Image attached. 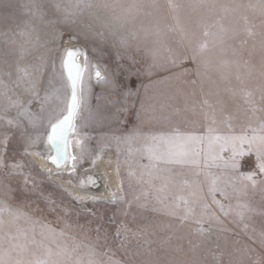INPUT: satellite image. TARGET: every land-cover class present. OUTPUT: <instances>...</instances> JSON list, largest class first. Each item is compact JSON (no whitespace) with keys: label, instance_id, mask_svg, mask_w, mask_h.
Here are the masks:
<instances>
[{"label":"rangeland","instance_id":"1","mask_svg":"<svg viewBox=\"0 0 264 264\" xmlns=\"http://www.w3.org/2000/svg\"><path fill=\"white\" fill-rule=\"evenodd\" d=\"M22 2L7 0L9 7L0 5V32L8 27L5 17L10 13L19 16L22 12ZM36 3L47 13L45 19H59L63 15V12L53 11L56 0H36ZM34 23L41 35L42 46L33 48L25 45L22 49L23 41L18 39L15 45H9L0 38V73H11L3 77L8 87L25 101L30 99L23 85L17 82V67H29L38 62L37 57L43 56L48 66L39 86L40 95L43 96L45 90L61 86L68 91L60 65L63 51L71 42L87 52L89 68L84 73V79L91 82V96L86 108L98 112L103 124L97 127L90 122L79 134H73L74 154H80L77 141H83L92 152L77 163L74 172L71 167L64 174L50 175L43 170L35 157H46L50 150H46L43 142L37 144L33 151L42 155L22 158L23 172L32 177L29 186L24 187L23 178L15 176L3 182L10 184V193L0 186V199L13 207L22 208L35 221L47 223L57 230L64 226L57 221L58 213L49 210L48 201L65 207L71 213L68 223L73 224V228L58 240L70 249L79 246L74 259H79L82 264H88L90 259L97 264H108L109 259H118L123 264H214L209 249L216 254L223 253V264H228L230 259L235 264H250V255L254 257L255 253L264 252L258 237V233L264 231V215L257 212L242 221L235 214L244 204L264 208V185L255 190L249 187L247 196L239 198L229 188L232 194L230 200H222L217 194V199L222 200L226 207L231 206L232 214L225 217L211 205L208 196L210 180L204 171L196 176L194 168H176L163 193L168 198L166 203L179 201L181 197L192 199L191 193L196 191L223 221V225L208 237L196 233L197 225L193 221L180 226L177 219L167 216L154 195H149L146 200H136L142 189L155 191L147 185L138 184L130 175L137 171L136 160L144 164L148 161L140 159L133 151L128 158L132 162V167H129L126 153H118L115 143L107 138L100 139L102 134L117 128V135L128 132L137 122L136 109H132L127 116L119 114V120H127L126 124L109 123L106 118L112 117L118 107L109 102L117 97L96 82L91 68V65H98L102 74L105 66L115 68L114 52H119L126 58H133L137 67L151 73L140 78L146 84L152 82L147 101L150 108L143 114L145 123L141 125L144 131L152 126L148 121L153 116L162 118L163 128L178 126L203 132L213 119L216 122L214 127L221 133L229 128L235 134L258 128L264 124V0H84L81 8L75 11L72 23L55 25L56 38L49 43H44V32H51L52 29H46L38 19ZM84 34L90 38L85 40ZM72 36L76 39H70ZM101 92L105 98L98 100ZM5 103L0 98V107ZM8 115L15 116V110ZM83 115L87 118L88 112L85 110ZM77 126L80 127V121ZM44 130L43 126L39 129L40 132ZM85 135L87 140H84ZM101 145L105 146L101 148ZM126 147L122 145V151ZM101 155H106L107 161L115 165L118 190L108 199L83 198L80 202L78 196L57 179L66 178L75 188L88 186L87 179L81 184L82 173ZM9 162H14L11 154ZM239 163L241 173L253 171L255 157H241ZM2 179L0 176V181ZM184 181L188 184L185 185ZM155 184L160 187L161 181L157 180ZM196 209L198 216L199 204ZM18 223L29 228L30 236L34 227L36 239H42L39 223L27 225L22 220ZM77 224L83 232L75 227ZM100 225L107 231V242L103 239L96 242L97 227ZM219 227H226L229 231L221 232ZM118 229L121 232L119 237L116 236ZM11 231L15 232V226L11 227ZM84 232L87 233V240L84 239ZM44 242L55 249V244L47 240ZM249 249H255V253H250Z\"/></svg>","mask_w":264,"mask_h":264},{"label":"snow or ice","instance_id":"2","mask_svg":"<svg viewBox=\"0 0 264 264\" xmlns=\"http://www.w3.org/2000/svg\"><path fill=\"white\" fill-rule=\"evenodd\" d=\"M84 0H56L53 5V11L63 12L59 19H45L47 13L39 7L36 0H23L20 5L22 12L19 16L16 13H10L5 19L8 21V27L0 32V38L4 43L15 45L17 40L23 41L21 48L25 45H31L33 48L41 45V35L37 31L34 20L38 19L43 23L46 29H52L51 32L45 31L44 43H49L56 37L54 35L55 25L58 23L70 24L73 22L75 11L80 9ZM0 5L9 7L7 0H0ZM90 6V5H88ZM83 38L88 40L89 35L84 34ZM70 39H76L75 36ZM59 46V45H57ZM23 54V53H22ZM115 68L103 69L98 65H91L94 77L97 83L103 88L109 89L116 95V99L110 101L112 106L116 107V113L106 119L109 123L116 121L119 124H126L127 120L120 121L119 114L124 113L127 116L132 109H136V123L133 124L128 132L117 135L119 128L112 132L104 133L100 139L107 138L114 142L117 152L125 154L126 162L132 167L129 157L135 151L140 159H146L147 164L135 161L136 172L130 173L138 184L147 185L148 188L155 189L149 192L148 189H142L135 198L137 201L146 200L149 195H154L156 202L162 206L164 213L179 221L183 226L189 221H193L197 227L196 233L201 237H208L218 226L223 225V221L215 212L211 211L210 205L198 196L196 191L191 193L192 199L181 197L179 201L166 203L168 199L163 195L168 182L173 178L176 168L190 167L196 169V176H199L201 170L209 177L208 196L211 205H214L225 216L232 214L231 206L226 207L222 200L232 199L229 188L232 189L237 198L247 196L249 187L255 190L264 185V124L258 128H249L239 134H235L231 128L225 133H221L214 125L213 119L203 132L192 129H181L178 126L171 128L162 127V118L153 116L148 121L152 126L148 131L141 127L145 121L143 114L150 108L147 104L149 100L148 92L151 81L147 84L141 80V77L151 75V73L137 67L133 58H126L119 52H114ZM83 57V64L81 58ZM37 63L29 67H17L18 84L23 85V90L31 98L24 100L16 95L13 89L9 88L4 80L5 75L11 73H0V98L6 102L0 107V186H3L7 192H11V186L4 181H10L15 176L23 178L24 187H28L32 177L23 172L24 164L22 158L31 155H42L33 151L37 144L43 142L46 150L50 154L48 159L57 168L70 165L72 172L75 171L77 163L82 161L86 155H92L91 150L85 147L83 141H77L80 148V154L72 152V136L79 134L81 129L88 127L90 122L95 123L97 127L102 126L103 120L99 119V113L94 112L89 104L91 96V82L85 81L84 73L89 68V58L87 52L79 47H69L63 51L61 57V69L63 76L66 77V88L63 86L45 90L43 96L40 95V84L47 68V61L43 56L37 57ZM7 63V61H4ZM53 74H55V62L52 63ZM135 78V82H134ZM52 84L51 79L49 85ZM143 89V95H141ZM104 93L98 95L97 99H104ZM137 101L139 107L137 108ZM15 110V116H9L8 113ZM88 112L87 118L83 115ZM80 121V127L77 122ZM43 126L45 129L40 132ZM88 137L85 135L84 140ZM122 145L126 149L122 151ZM105 145H101L103 148ZM11 154L14 162H9ZM244 156H254V170L241 173L239 160ZM7 169L8 171H5ZM161 181L160 187H156L155 182ZM85 182L82 180L81 184ZM194 184L198 181H193ZM89 186H97L95 177L87 178ZM187 185L188 181H184ZM264 191V189H262ZM217 194L222 200L217 199ZM80 202L83 198L77 197ZM181 204L183 207H181ZM200 205V212L197 216L196 205ZM49 210L58 213L57 221L63 224V228L57 230L47 223L35 221L27 212L20 207H13L6 200L0 199V264H82L79 259H74V253L77 248H69L61 244L58 237L68 235L69 229L73 224L68 223V217L71 213L63 206H57L54 201H48ZM143 206V205H141ZM235 214L244 220L250 218L252 214L259 212L264 215V208H253L247 204L239 206ZM182 213V214H181ZM8 217V220H5ZM24 221L27 225L40 224V236L42 239H36V230L19 226V221ZM208 227L205 228L204 225ZM15 226V232L11 227ZM76 228L84 231L77 224ZM171 227V225H167ZM248 225L245 224V228ZM219 231L228 232L226 227H219ZM121 235L120 230L116 236ZM259 244L264 249V231L258 233ZM251 238V237H250ZM84 239L87 240V233L84 232ZM103 239L107 242L108 234L100 225L97 227L96 242ZM50 241L55 244V249L44 241ZM214 264H223V253L216 254L211 249L208 250ZM250 253H255V249H249ZM30 256L31 258H25ZM250 264H264V252L255 253V256H249ZM88 264H97L94 260H89ZM108 264H123L118 259H109ZM228 264H235L231 259Z\"/></svg>","mask_w":264,"mask_h":264},{"label":"bare ground","instance_id":"3","mask_svg":"<svg viewBox=\"0 0 264 264\" xmlns=\"http://www.w3.org/2000/svg\"><path fill=\"white\" fill-rule=\"evenodd\" d=\"M69 47H79L69 42L66 45V49ZM81 48V47H79ZM82 49V48H81ZM81 58V63H82ZM66 79V78H65ZM50 154V151L48 155ZM38 165L45 171L49 172L50 175L58 173H67L69 171L70 165L62 168L61 170H56L52 163L45 157L36 156L35 157ZM89 176H94L97 180V186H87L83 185L80 188H75L72 186L70 181L66 178H59L57 181L62 184L68 191L82 197L84 199H93V198H110L119 187L118 176L116 174L115 165L107 161L106 155H101L99 158H96L94 163L82 173V180L86 182V179ZM110 189V190H108Z\"/></svg>","mask_w":264,"mask_h":264},{"label":"water","instance_id":"4","mask_svg":"<svg viewBox=\"0 0 264 264\" xmlns=\"http://www.w3.org/2000/svg\"><path fill=\"white\" fill-rule=\"evenodd\" d=\"M66 78V77H65ZM51 163V162H50ZM54 166V168L58 171V170H61L62 168H64V167H66V166H64V167H61V168H57L55 165H53Z\"/></svg>","mask_w":264,"mask_h":264}]
</instances>
